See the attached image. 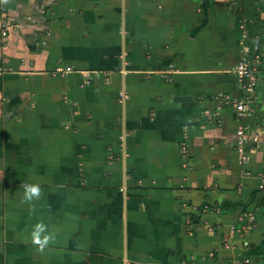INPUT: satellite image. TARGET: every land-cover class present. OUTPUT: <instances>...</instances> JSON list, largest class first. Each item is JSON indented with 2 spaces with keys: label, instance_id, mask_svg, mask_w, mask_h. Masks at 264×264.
Returning a JSON list of instances; mask_svg holds the SVG:
<instances>
[{
  "label": "crops",
  "instance_id": "obj_1",
  "mask_svg": "<svg viewBox=\"0 0 264 264\" xmlns=\"http://www.w3.org/2000/svg\"><path fill=\"white\" fill-rule=\"evenodd\" d=\"M263 177L264 0L0 3V264H264Z\"/></svg>",
  "mask_w": 264,
  "mask_h": 264
},
{
  "label": "built area",
  "instance_id": "obj_2",
  "mask_svg": "<svg viewBox=\"0 0 264 264\" xmlns=\"http://www.w3.org/2000/svg\"><path fill=\"white\" fill-rule=\"evenodd\" d=\"M67 70H69V67H67ZM232 73L234 74L237 82L240 84V86L242 87V89L246 94L245 102H249L251 100L252 93L254 92L258 82L255 65L251 63V61H249L248 59L242 58L233 66ZM120 95L123 97L122 93ZM245 102L240 100L234 103V107L237 109L238 112H240L239 115H241L242 112L245 110V106H246ZM237 134L240 140L246 138V135L242 129H238ZM251 140L254 143L253 148H251L252 151L255 150L260 143L258 141V137L255 136L251 137ZM240 158L242 163H246V161L248 160V156L244 154L241 155ZM261 181L262 182L260 184V187L263 188L264 177L262 178ZM231 264H237V263H231Z\"/></svg>",
  "mask_w": 264,
  "mask_h": 264
},
{
  "label": "clouds",
  "instance_id": "obj_3",
  "mask_svg": "<svg viewBox=\"0 0 264 264\" xmlns=\"http://www.w3.org/2000/svg\"><path fill=\"white\" fill-rule=\"evenodd\" d=\"M9 0H0V3H8ZM176 107H180V105H176ZM24 189L23 194V202L29 205H32L31 211H34L33 201L39 200L42 195V189L39 184H28L25 183L22 185ZM31 243L36 246L37 251L43 253L45 249L50 244H55L57 242V234L56 232L49 231L48 225L43 221L36 223L30 233Z\"/></svg>",
  "mask_w": 264,
  "mask_h": 264
}]
</instances>
